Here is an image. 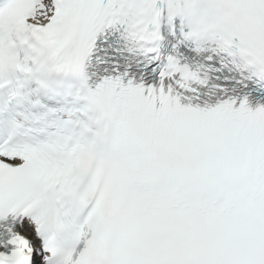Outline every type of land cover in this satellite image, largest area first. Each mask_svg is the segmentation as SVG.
I'll return each mask as SVG.
<instances>
[{"label": "snow or ice", "instance_id": "1", "mask_svg": "<svg viewBox=\"0 0 264 264\" xmlns=\"http://www.w3.org/2000/svg\"><path fill=\"white\" fill-rule=\"evenodd\" d=\"M0 264H264V0H0Z\"/></svg>", "mask_w": 264, "mask_h": 264}]
</instances>
